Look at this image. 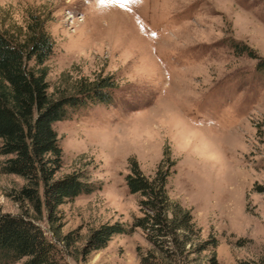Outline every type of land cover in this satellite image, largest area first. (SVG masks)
<instances>
[{
    "label": "rangeland",
    "instance_id": "obj_1",
    "mask_svg": "<svg viewBox=\"0 0 264 264\" xmlns=\"http://www.w3.org/2000/svg\"><path fill=\"white\" fill-rule=\"evenodd\" d=\"M37 24L54 42L50 93L110 77L116 91L54 125L56 177L80 173L95 190L50 222L14 201L25 181L0 169L1 213L34 217L66 264H141L151 245L133 229L143 213L126 182L137 164L151 180L170 172L168 195L218 239V264L264 260V0H0L1 32L24 38ZM117 222L128 233L81 255L92 231Z\"/></svg>",
    "mask_w": 264,
    "mask_h": 264
},
{
    "label": "trees",
    "instance_id": "obj_2",
    "mask_svg": "<svg viewBox=\"0 0 264 264\" xmlns=\"http://www.w3.org/2000/svg\"><path fill=\"white\" fill-rule=\"evenodd\" d=\"M53 48L43 25L30 26L24 38L0 31V156L7 157L0 163L1 173L21 177L25 185L12 198L38 213L43 207L50 222L57 221L61 206L95 190L80 173L56 177L63 166V150L54 125L83 109L110 105L116 91L110 77L81 79L71 90L50 93L46 63ZM258 71L264 73V62ZM169 177V171H159L151 180L135 164L126 178L130 193L140 197L143 213L133 229H141L151 245L144 253L139 249L141 264H218V239L213 234L204 238L191 212L170 198ZM128 231L119 222L101 226L90 233L81 255L106 248L114 236ZM77 234L66 236L65 245L79 243ZM0 264L66 262L34 217L0 211Z\"/></svg>",
    "mask_w": 264,
    "mask_h": 264
},
{
    "label": "snow or ice",
    "instance_id": "obj_3",
    "mask_svg": "<svg viewBox=\"0 0 264 264\" xmlns=\"http://www.w3.org/2000/svg\"><path fill=\"white\" fill-rule=\"evenodd\" d=\"M121 2H122V0H121Z\"/></svg>",
    "mask_w": 264,
    "mask_h": 264
}]
</instances>
